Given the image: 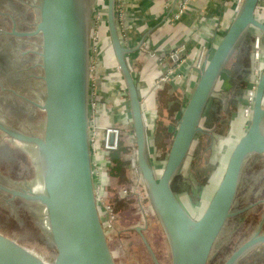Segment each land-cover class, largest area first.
<instances>
[{"label":"water","instance_id":"1","mask_svg":"<svg viewBox=\"0 0 264 264\" xmlns=\"http://www.w3.org/2000/svg\"><path fill=\"white\" fill-rule=\"evenodd\" d=\"M260 0H242L231 24L201 69L180 114L159 175L150 163L136 82L127 64L130 51L121 41L116 0H106V26L117 66L128 94L136 163L149 203L166 235L171 264H207L226 221L242 210L232 207L243 166L253 154L264 157V65L252 97L248 126L234 144L224 172L202 214L194 219L178 198L172 180L182 166L225 66L240 42L254 29L263 38L264 21L257 15ZM39 18L30 31L39 35L44 95L37 104L44 112L39 135L15 129L0 119V132L34 146L42 189H0L12 197L37 202L43 209L50 255L41 254L0 231V264H116L109 246L96 194L89 140V23L88 0H38ZM264 243L257 231L223 264H236L250 249ZM156 264L157 260L154 257Z\"/></svg>","mask_w":264,"mask_h":264},{"label":"rangeland","instance_id":"2","mask_svg":"<svg viewBox=\"0 0 264 264\" xmlns=\"http://www.w3.org/2000/svg\"><path fill=\"white\" fill-rule=\"evenodd\" d=\"M36 4L35 0H0V119L15 129L39 135L44 123V112L37 105L42 102L44 95L38 54L41 38L39 35L8 34L12 28L16 31H30L34 28L38 21ZM88 19L92 79L98 70L93 64L98 60V56L93 57L94 52L102 47L104 35H108L106 0H88ZM248 33L254 36V29ZM253 38L254 50L255 37ZM244 60L243 73L233 84H229L231 86L228 93H221L215 88L213 100L219 102L211 101L212 109L207 104L205 111L218 118V121L212 127H205L210 122L206 115L202 117L203 131L196 134L182 166L171 182L178 198L194 219L202 214L208 204L234 144L246 130L245 123L249 115L247 116L244 99L247 95L249 104L257 75H254V82L249 79L252 68L254 72V65L251 67L249 56H245ZM161 169H155L157 175ZM95 177H98L97 173ZM0 183L12 189H42L35 147L13 140L2 132ZM126 191L129 194V188ZM133 194L134 200L131 198L130 205H133L131 208L135 215L131 212H128L130 215L125 212L117 214L106 204L107 223L104 227L115 263L156 264L155 257L158 264H171L168 241L157 215L153 209L145 210L149 200L142 203L140 193L134 191ZM243 208L246 209L226 221L207 264H223L245 240L257 231L264 232V157L258 154L249 156L242 169L232 210ZM140 210L145 215V220L140 219ZM135 225L146 226L142 230L144 240L134 230ZM0 231L41 254L51 253L40 204L22 197H12L1 189ZM236 264H264V245L250 249Z\"/></svg>","mask_w":264,"mask_h":264},{"label":"crops","instance_id":"3","mask_svg":"<svg viewBox=\"0 0 264 264\" xmlns=\"http://www.w3.org/2000/svg\"><path fill=\"white\" fill-rule=\"evenodd\" d=\"M35 1L39 18L38 0ZM182 1L116 0V6L120 9L117 14L119 34L123 45L130 49L126 61L136 82L145 126L147 155L155 169L164 165L178 119L199 73L242 2L186 0L179 13L178 4ZM257 15L264 21V0L259 2ZM104 36L102 47L93 56H98V60L93 63L98 70L94 78H89V90L93 92L91 101H94L93 108L89 106V110L98 127L116 126L121 132L118 146L112 151L102 147L99 137L93 159L97 198L100 196V215L106 226L107 205L117 214L131 212L135 215L131 208L133 205H130L131 198L134 200V191L140 193L142 203L148 202L149 198L139 169L131 165L132 160L136 161V147L128 94L110 38ZM253 37V34L248 33L232 53L215 87L221 93H228L229 84L242 75L245 56H249V63L253 66ZM254 75L252 68L249 78L252 82L255 80ZM213 97L208 102L210 110L213 106L211 101L219 102ZM247 99L246 95V109L251 106ZM247 116L246 128L250 114ZM96 173L98 177H95ZM128 188L129 194L126 191ZM144 216L140 210V219L145 220ZM133 227L144 240L142 230L146 226ZM260 245L264 243L255 247Z\"/></svg>","mask_w":264,"mask_h":264},{"label":"built area","instance_id":"4","mask_svg":"<svg viewBox=\"0 0 264 264\" xmlns=\"http://www.w3.org/2000/svg\"><path fill=\"white\" fill-rule=\"evenodd\" d=\"M185 4H186V0H183L178 4L179 13L181 12L182 7L185 6ZM119 11L120 9L118 8V6H116V13L118 14ZM254 37H255V42H254V52H253V65H254V73L255 75H257L258 78L264 65V47L262 44L263 42L262 35L258 31L255 32ZM253 92H254V88L253 91L250 93V97H249L250 99L249 103L251 104H252ZM92 93L93 92L91 91L89 97V106H91V108H93L94 106V101H91ZM246 111L247 114H250L251 106L248 109H246ZM120 134H121L120 129L116 126L98 127L93 113H91L89 110V140H90V151L92 157V167H93V159L95 155V149L97 146L98 138L99 137L101 138L102 147L106 151H112L115 150L118 146ZM131 165L135 168H138L135 160H132ZM93 175H94V167H93ZM147 208L152 209L151 206L150 207L147 206L145 207V210Z\"/></svg>","mask_w":264,"mask_h":264},{"label":"trees","instance_id":"5","mask_svg":"<svg viewBox=\"0 0 264 264\" xmlns=\"http://www.w3.org/2000/svg\"><path fill=\"white\" fill-rule=\"evenodd\" d=\"M205 113H206V118H208V120L210 122L209 124H205V127H212V125H214L215 122L218 121V118L212 117L210 113L209 114L207 112H205Z\"/></svg>","mask_w":264,"mask_h":264},{"label":"flooded vegetation","instance_id":"6","mask_svg":"<svg viewBox=\"0 0 264 264\" xmlns=\"http://www.w3.org/2000/svg\"><path fill=\"white\" fill-rule=\"evenodd\" d=\"M8 34L14 35V34L11 33V30L8 32Z\"/></svg>","mask_w":264,"mask_h":264}]
</instances>
